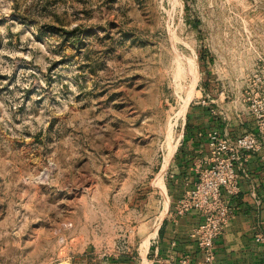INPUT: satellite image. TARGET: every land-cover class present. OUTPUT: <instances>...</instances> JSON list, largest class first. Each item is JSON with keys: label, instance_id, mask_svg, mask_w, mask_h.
I'll use <instances>...</instances> for the list:
<instances>
[{"label": "rangeland", "instance_id": "1", "mask_svg": "<svg viewBox=\"0 0 264 264\" xmlns=\"http://www.w3.org/2000/svg\"><path fill=\"white\" fill-rule=\"evenodd\" d=\"M261 93L264 0H0V264L139 260L189 107Z\"/></svg>", "mask_w": 264, "mask_h": 264}, {"label": "crops", "instance_id": "2", "mask_svg": "<svg viewBox=\"0 0 264 264\" xmlns=\"http://www.w3.org/2000/svg\"><path fill=\"white\" fill-rule=\"evenodd\" d=\"M251 125L244 124V132L254 131L252 122ZM211 131L230 137L241 134L234 127V121H225V117L215 114L213 107L198 104L189 107L162 176L167 198L163 216L154 231L140 242L138 264H177L185 255L190 264H201L202 254L189 237L200 217L195 210L177 215L174 203L193 187L198 171L208 165L211 154L207 133ZM235 165L239 191L226 197L231 216L214 242L212 264H264V158L260 152H241ZM120 260L117 264H136L130 255Z\"/></svg>", "mask_w": 264, "mask_h": 264}, {"label": "built area", "instance_id": "3", "mask_svg": "<svg viewBox=\"0 0 264 264\" xmlns=\"http://www.w3.org/2000/svg\"><path fill=\"white\" fill-rule=\"evenodd\" d=\"M247 101L254 131L235 137L221 135L217 131L208 132L210 161L198 171L193 187L182 195L175 206L177 215L195 210L200 217L189 237L202 254L201 264L213 263L214 242L228 225L231 209L226 197L239 191L235 165L239 154L260 152L264 158V94L248 96ZM202 103H205L204 100ZM177 264H190L188 256L180 257Z\"/></svg>", "mask_w": 264, "mask_h": 264}, {"label": "trees", "instance_id": "4", "mask_svg": "<svg viewBox=\"0 0 264 264\" xmlns=\"http://www.w3.org/2000/svg\"><path fill=\"white\" fill-rule=\"evenodd\" d=\"M66 33H70V32H66Z\"/></svg>", "mask_w": 264, "mask_h": 264}]
</instances>
